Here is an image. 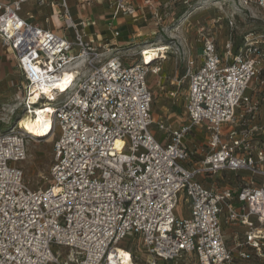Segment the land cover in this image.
Returning a JSON list of instances; mask_svg holds the SVG:
<instances>
[{
	"label": "built area",
	"instance_id": "2783aa9c",
	"mask_svg": "<svg viewBox=\"0 0 264 264\" xmlns=\"http://www.w3.org/2000/svg\"><path fill=\"white\" fill-rule=\"evenodd\" d=\"M25 1L0 3V45L21 76L22 116L50 105L49 137L56 125L60 135L50 183L32 191L15 164L34 138L18 119L0 131V264H139L142 253V264H264V31L237 40L230 16L221 43L199 34V55L168 41L182 64L172 84H186L183 116L171 127L151 113L146 79L158 69L143 49L153 44L117 52L115 28L109 44L87 39L94 22L79 28L60 0L70 39L19 17ZM231 1L264 14V0ZM198 2L113 0L110 8L113 18L137 20ZM123 55L138 60L127 65ZM14 113L1 114L0 125ZM204 128L203 144L191 147L188 138ZM179 204L187 218L175 217Z\"/></svg>",
	"mask_w": 264,
	"mask_h": 264
},
{
	"label": "rangeland",
	"instance_id": "374dc122",
	"mask_svg": "<svg viewBox=\"0 0 264 264\" xmlns=\"http://www.w3.org/2000/svg\"><path fill=\"white\" fill-rule=\"evenodd\" d=\"M73 1L70 0L71 4ZM107 1L108 0H87L88 6L84 8V15L92 16L95 21L98 19L103 21L107 18ZM75 3V2H74ZM75 7L77 4H73ZM233 16L236 21L235 38H239L249 30H256L259 32L264 31V14L256 10L255 8L244 9L237 1L227 0H199L189 9L174 8V10H168L166 13L159 12L157 16L151 14H145L143 20H129L128 28L121 30L122 37L116 41L117 52L122 54H131V52H138L142 47V44L169 45V40H175L177 45L180 44L179 49L185 51L190 49H197L200 44L198 37L200 33L210 34L216 40L221 43L226 34V18ZM136 27L135 28H133ZM204 28L203 31H200ZM102 32V39L105 44H109L107 37L109 33L105 28V25L100 27ZM99 42V44H103ZM126 52V53H124ZM114 53V51H113ZM173 53V54H172ZM200 50L196 55H199ZM171 55V56H170ZM176 55V51L172 47V52L166 55L167 61L158 59L153 62L152 66L157 67L158 75H149L146 79L147 88L153 92V100L151 104V113L155 120L159 117L164 120H168L171 127L177 125V122L183 116V92L186 88V84L178 86L173 81V65H176L177 79L180 76L182 70V64L177 63L176 60L171 59ZM122 60L125 64H130L138 60V57L134 59H128L123 55ZM261 78L264 80V58L261 63ZM249 92V91H248ZM175 95L172 96L171 94ZM23 95V86L17 84L7 94V98L0 100V115L9 114L11 110H15L14 116L8 124L0 125V131L7 129L16 119L17 121L22 118V110L19 108L21 98ZM64 98L62 96L61 100ZM4 108V111H1ZM53 109V107L51 106ZM150 131L157 139L163 138V132L158 131L156 125H152ZM197 132V133H196ZM195 133V134H194ZM194 140L202 141L206 138L207 132L204 129L200 131L194 130ZM60 131L58 125L55 126L53 133L50 137L40 140L34 138L28 140L26 143L27 159L24 162L15 164L16 167L23 171L24 179L28 183L29 188L35 191L38 188L47 187L50 183V168L52 165L53 156V144L59 138ZM175 217L184 219L187 218L189 212L184 204H179L175 211ZM228 233V232H227ZM229 238H226V242H229ZM124 244V243H122ZM122 246V245H120ZM58 251L64 257V249L53 247L52 252ZM145 260V255L142 253L139 256L137 262L142 264ZM166 264H175L174 262H168ZM180 264V262L178 263Z\"/></svg>",
	"mask_w": 264,
	"mask_h": 264
},
{
	"label": "crops",
	"instance_id": "0c3cea01",
	"mask_svg": "<svg viewBox=\"0 0 264 264\" xmlns=\"http://www.w3.org/2000/svg\"><path fill=\"white\" fill-rule=\"evenodd\" d=\"M16 1L17 0H0V3L11 5L13 4V2ZM112 1L113 0L107 1V18L103 21H100L98 19L95 21L92 16H85L83 13L85 8L84 5H86V7L88 6L87 0L73 1V4H77L76 7L75 5L71 4L70 0H67L71 19L78 27L80 25V21L83 19H90L94 22L93 26L83 29V33L87 39L93 40L97 43L103 40L102 43H105V40L102 39L103 35L101 31L103 30H100V27H102L103 25H105V28L109 33L107 40L111 39L112 29L115 28L119 31V37L117 39L119 40L122 37L121 30H123L124 28H128V21L132 20L131 18L121 16L116 18L112 17V11L110 8V4ZM59 2L60 0H27L20 4V10L18 11V15L22 19L26 20L28 23L38 28L44 30H51L59 34L64 33L68 35L70 39H72L74 33L72 29L64 30L63 28H60V26L63 25V19L61 14L62 10L59 6ZM174 8L177 7L169 6L166 8V10H163V12L166 13L168 10L172 11L174 10ZM143 13L147 15L149 14L147 11H143ZM144 14L140 16L137 20H143V17L145 16ZM133 28L136 29V27L134 26ZM198 50L199 47L197 49H191L190 52L191 54H196ZM166 61L163 63H166ZM176 68L177 66L173 65V78L177 77ZM17 84L21 86L22 81L21 76L16 69L15 61L13 60V57L0 45V100H4L5 98H7V94L10 92V89L12 90V88ZM194 134H191L187 141L193 148L199 147L205 141V139H203L202 141L194 140Z\"/></svg>",
	"mask_w": 264,
	"mask_h": 264
},
{
	"label": "bare ground",
	"instance_id": "6f19581e",
	"mask_svg": "<svg viewBox=\"0 0 264 264\" xmlns=\"http://www.w3.org/2000/svg\"><path fill=\"white\" fill-rule=\"evenodd\" d=\"M143 50L145 62H147V64H153V62L158 59L166 61V55L172 52V46L165 44L147 47ZM66 75H68V73ZM36 98L37 97H33L32 101ZM53 112L50 105H43L42 107L35 108V115L33 117L22 116L21 120L18 121V126L25 130L31 137L44 140L49 137L50 131L52 130L50 116L53 115Z\"/></svg>",
	"mask_w": 264,
	"mask_h": 264
}]
</instances>
